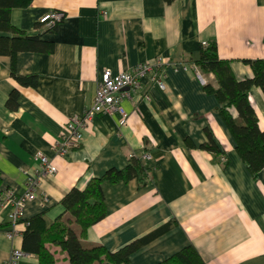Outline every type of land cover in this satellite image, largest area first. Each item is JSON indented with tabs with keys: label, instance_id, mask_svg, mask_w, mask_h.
<instances>
[{
	"label": "crops",
	"instance_id": "1",
	"mask_svg": "<svg viewBox=\"0 0 264 264\" xmlns=\"http://www.w3.org/2000/svg\"><path fill=\"white\" fill-rule=\"evenodd\" d=\"M53 10L65 13L59 23H38ZM10 22L51 41L53 50L16 55V73L36 75V87L20 85L10 75V58L0 55V188L22 194L29 179L40 183L17 224L10 223L9 207L0 208V264L12 248L21 250L27 220L39 215L48 228L66 216L60 201L71 188L83 189L89 179L146 153L152 173L145 185L135 179L101 184L105 216L86 229L84 247L115 252L171 222L129 264H156L188 244L206 264H264V169L252 177L216 111L215 96L203 89L205 83L215 86L213 75L194 65L202 43L214 41L235 78H250L242 60L264 59V0H31L10 11ZM156 57L167 61L165 90L143 80L141 91L121 102L125 124L97 114L77 148L56 154L54 143L67 122L90 106L104 70L117 74ZM13 90L16 110L6 106ZM249 100L264 129V93L251 87ZM229 112L237 116L234 108ZM206 129L221 153L199 147ZM37 154L56 166L54 174H42ZM50 249L58 264H67L58 246ZM18 264L38 259L24 254Z\"/></svg>",
	"mask_w": 264,
	"mask_h": 264
},
{
	"label": "trees",
	"instance_id": "2",
	"mask_svg": "<svg viewBox=\"0 0 264 264\" xmlns=\"http://www.w3.org/2000/svg\"><path fill=\"white\" fill-rule=\"evenodd\" d=\"M30 1L0 0V55L10 58V75L20 85L36 87V75L16 73V55L19 52L50 53L53 43L42 40L37 35H26L10 22V11L16 7H25ZM163 1L169 4L173 0ZM242 62L251 68L252 76L238 80L231 71L229 60L218 56L216 42L212 41L207 42L206 46H200L194 65L200 73L213 75L215 86L205 83L203 89L215 96L218 102L216 111L233 137L238 155L255 178L264 169V129L259 126L255 109L249 100V91L251 87H258L264 93V59H244ZM17 98L18 92L11 91L6 106L16 110ZM229 108L235 109L236 117L230 114ZM205 132L207 141L199 147L214 154L221 153L219 144L211 132L208 129ZM151 171L142 157L131 156L124 168L106 170L100 177L89 179L83 189L71 188L60 201L67 213L65 217L57 218L48 228H45L39 215L26 221L21 251L35 255L38 264H58L50 245L58 246L59 250L66 254L67 264H129V258L135 251L166 233L172 223L167 222L159 226L115 252H110L100 245L84 247L81 237L88 227L105 216L104 195L101 189L103 182H127L135 179L139 186H143L150 180ZM6 189L0 188V194ZM72 225H75L78 231H75ZM156 264L206 263L195 247L188 244Z\"/></svg>",
	"mask_w": 264,
	"mask_h": 264
},
{
	"label": "built area",
	"instance_id": "3",
	"mask_svg": "<svg viewBox=\"0 0 264 264\" xmlns=\"http://www.w3.org/2000/svg\"><path fill=\"white\" fill-rule=\"evenodd\" d=\"M65 16L60 10L46 12L39 19L38 23L46 28H52ZM203 46L207 42L202 43ZM167 61L162 57H156L151 61L138 63L128 71H121L113 74L111 70H104L98 82L95 94L90 106L79 117L70 119L65 127V132L54 143L53 149L59 156L64 155L73 148H77L81 142L84 129L92 124L93 118L100 113L115 115L118 117V124H125L128 113L124 110L121 102L124 99L132 100L134 96L143 88V80L158 86L160 90H165V71ZM198 76L201 74L198 72ZM143 92V91H142ZM147 98V95H142ZM41 164L42 174H54L56 166L43 154L35 156ZM143 160H149L148 153L142 156ZM223 160V158H222ZM40 183L38 178L29 179L26 183V190L22 194H16L7 188L0 194V208L9 207V220L12 225L17 224L23 218L24 209L29 201L37 197ZM10 237V233H7ZM23 252L17 248H12L6 264H18L23 256Z\"/></svg>",
	"mask_w": 264,
	"mask_h": 264
}]
</instances>
